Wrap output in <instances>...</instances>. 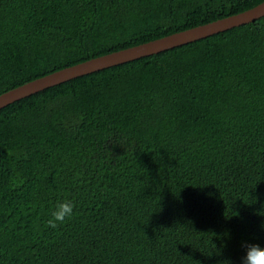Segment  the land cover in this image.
<instances>
[{"label": "trees", "instance_id": "obj_1", "mask_svg": "<svg viewBox=\"0 0 264 264\" xmlns=\"http://www.w3.org/2000/svg\"><path fill=\"white\" fill-rule=\"evenodd\" d=\"M262 1L0 0V94ZM245 244L264 247V15L0 108V264H242Z\"/></svg>", "mask_w": 264, "mask_h": 264}, {"label": "water", "instance_id": "obj_2", "mask_svg": "<svg viewBox=\"0 0 264 264\" xmlns=\"http://www.w3.org/2000/svg\"><path fill=\"white\" fill-rule=\"evenodd\" d=\"M262 15H264V0L242 12L64 67L1 93L0 108L68 79L192 42L247 23Z\"/></svg>", "mask_w": 264, "mask_h": 264}, {"label": "clouds", "instance_id": "obj_3", "mask_svg": "<svg viewBox=\"0 0 264 264\" xmlns=\"http://www.w3.org/2000/svg\"><path fill=\"white\" fill-rule=\"evenodd\" d=\"M74 204L71 200H64L55 206L51 212V217L47 221L48 225L55 228L57 224H62L73 215ZM246 253L242 258V264H264V247L257 244H245ZM227 264V262H226Z\"/></svg>", "mask_w": 264, "mask_h": 264}]
</instances>
